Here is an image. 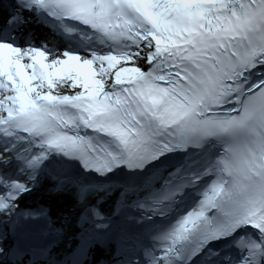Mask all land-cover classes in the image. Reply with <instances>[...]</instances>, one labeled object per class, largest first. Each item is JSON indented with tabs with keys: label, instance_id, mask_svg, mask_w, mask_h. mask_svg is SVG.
Returning <instances> with one entry per match:
<instances>
[{
	"label": "snow or ice",
	"instance_id": "1",
	"mask_svg": "<svg viewBox=\"0 0 264 264\" xmlns=\"http://www.w3.org/2000/svg\"><path fill=\"white\" fill-rule=\"evenodd\" d=\"M0 264H264V0H0Z\"/></svg>",
	"mask_w": 264,
	"mask_h": 264
}]
</instances>
